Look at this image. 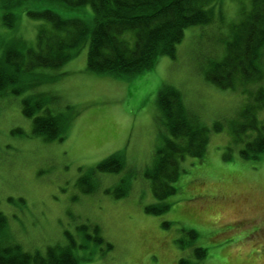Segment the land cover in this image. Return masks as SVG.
Masks as SVG:
<instances>
[{"label": "rangeland", "instance_id": "obj_1", "mask_svg": "<svg viewBox=\"0 0 264 264\" xmlns=\"http://www.w3.org/2000/svg\"><path fill=\"white\" fill-rule=\"evenodd\" d=\"M208 7L211 21L187 27L173 58L160 56L134 76L90 73L85 45L60 69L38 70L59 72L51 81L18 95H0V212L8 235L22 249L44 253L67 242L66 230L76 244L86 245L76 250L80 264H179L181 257L194 258L195 247L205 249L195 264H264V153L256 159L236 155L238 146H229L227 128L210 134L197 165L184 162L190 158L181 162L176 191L164 199L168 209L157 215L144 211L155 202L144 170L161 149L162 137L169 136L156 119L161 86L179 89L206 125L233 117L247 94L216 87L199 67L207 61L202 57L214 51L222 55L224 37L250 1L213 0ZM1 13L0 50L13 37L34 45L39 21L21 12L8 29ZM36 92L57 94L60 112L73 107L62 140L34 135L31 119L22 114L21 99ZM258 117L264 120V111ZM113 153L124 160L119 172L91 173ZM121 183L128 186L124 197L107 192ZM86 223L98 228L110 249L84 239L78 228ZM190 229L196 232L191 240ZM179 238L190 243L182 248Z\"/></svg>", "mask_w": 264, "mask_h": 264}, {"label": "trees", "instance_id": "obj_2", "mask_svg": "<svg viewBox=\"0 0 264 264\" xmlns=\"http://www.w3.org/2000/svg\"><path fill=\"white\" fill-rule=\"evenodd\" d=\"M212 1L0 0L4 27L11 28L21 12L39 21L34 45L18 37L3 42L0 95H18L51 81L59 72L49 75L38 70L60 69L85 45L86 69L90 73L116 78L134 76L151 68L160 56L173 58L187 27L211 21L212 8L208 5ZM249 1V9L224 37L222 55L214 56L217 52L214 51L212 57H202L201 62L207 61L199 67L205 79L216 87L239 88L247 93L233 117L206 125L195 109L186 106L179 89L162 85L157 92L156 119L169 136L162 137L161 149L155 150L154 159L144 170L155 199L144 206L146 213L157 215L168 209L164 199L176 191L173 183L182 173L181 162L186 158H190L184 161L187 164L202 161L212 132L227 128L229 146H238L239 157L256 159L264 153V120L258 117L259 111H264V0ZM58 98L52 92H36L21 99V112L31 119L33 134L45 141L62 140L67 124L74 117L72 106H65V112L58 110L61 106ZM229 146L223 153L225 158L229 157ZM123 162L119 153H113L97 163L91 173L119 172ZM87 177L88 174L86 180ZM107 192L115 198L124 197L128 186L121 183ZM89 226L90 232L86 230ZM78 229L85 240L110 249V243L96 232V226L86 223ZM6 231V218L0 212V264H80L76 250L86 247L76 244L72 234L65 230L67 242L50 245L44 253L28 252L14 240L6 239ZM187 234L192 239L196 236L192 229ZM178 242L182 248L190 243L183 238ZM204 250L195 247L194 258L181 257L179 264H195Z\"/></svg>", "mask_w": 264, "mask_h": 264}, {"label": "bare ground", "instance_id": "obj_3", "mask_svg": "<svg viewBox=\"0 0 264 264\" xmlns=\"http://www.w3.org/2000/svg\"><path fill=\"white\" fill-rule=\"evenodd\" d=\"M4 236H5V237H6V239H8V240H9V239H11V238H10L11 236H9V235H8V232H7V231H6V233H5V235H4Z\"/></svg>", "mask_w": 264, "mask_h": 264}]
</instances>
